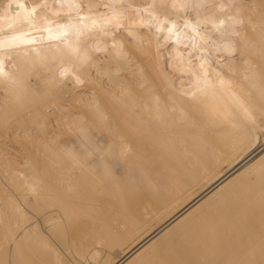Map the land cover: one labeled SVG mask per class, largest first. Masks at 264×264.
<instances>
[{
	"label": "bare ground",
	"instance_id": "bare-ground-1",
	"mask_svg": "<svg viewBox=\"0 0 264 264\" xmlns=\"http://www.w3.org/2000/svg\"><path fill=\"white\" fill-rule=\"evenodd\" d=\"M33 1L60 8L63 24L40 29L35 20L38 18L19 19L25 14L22 9L14 14L16 22L5 19V27L16 23L13 28L16 30L2 28L7 38L0 37V83L18 78L24 88L19 80L21 89H10L6 86L8 82L0 86V126L15 120L16 125L11 129L25 131L24 111L33 109V103L46 105L40 117L46 115V108L58 107L56 99L46 98L38 90L53 84L65 86L66 80H73L69 76L72 73L87 82L93 73L89 74L87 53L82 48L92 36L93 28L125 37L121 31L124 25L117 31L113 27L117 20L126 21L132 40L141 39L140 43L144 42L148 49L146 57L138 58L139 78L128 77L122 85L119 78L129 76V60L123 59L126 54L123 52L129 46L113 41L114 46H109L111 66L122 70L109 75L113 89L110 105L100 103L105 90L99 93L100 82L96 86L93 80L90 89L94 98L80 94L81 98L72 99L80 100L82 114L91 117L79 126L77 136L60 143L59 147L39 143L38 146L30 137L36 146L31 143L29 152L33 146L39 150L42 147L44 164L36 166L38 157L36 164L30 157L33 152L27 153L26 149L30 162L35 164L32 162V167H28L31 176L27 171L29 178L15 171L18 177H14V198L0 200V264L21 261L24 244H35L36 249L44 251L40 260L45 264H67L50 241L59 239L60 232L75 214L86 218L80 226L85 236L76 247L81 264L84 261L87 264H147L155 258L158 264H264V193L256 192L254 200L248 193L252 187L249 181L241 179L251 167L264 176V116L251 122L250 118L246 119L247 103L241 110L246 112L245 118L240 111L242 119L234 115L237 110L228 107L234 89L247 91L243 92L249 102L252 100L250 93L246 96L248 89L256 93L264 90V0ZM48 11L49 8L42 10L41 17ZM189 13L192 15L187 17ZM139 14L143 18L139 19ZM142 24L150 27L144 34L140 30ZM186 24L190 30L183 32L178 44L169 48L168 42L177 36L174 30ZM193 31H198V36L191 40L188 35ZM77 47L80 51L69 59L67 68L66 55L64 62L56 53L62 50L71 54ZM139 55H133L134 59ZM172 56L173 65L167 63ZM61 60L66 69L62 68ZM76 60L81 61V67L73 66ZM55 65L65 71L54 70ZM49 69L50 76L39 75L40 71ZM120 71L124 73L118 74ZM85 85L81 84L82 88ZM74 86L71 81L65 91L70 94ZM252 98L256 99L253 94ZM256 100L251 104L259 105ZM227 111H235L229 112L235 116L232 115L234 119L231 114L228 116L231 123L226 117L220 120L223 124L217 122ZM213 119L216 120L212 122ZM59 120L56 118L54 122L60 125ZM224 120L234 126L239 123L236 127H240L245 141L240 150L245 154L230 164L225 173L218 174L220 165L230 161L239 150L232 141L227 143L232 137L224 140L230 134L228 129L223 136ZM39 126L48 125L41 120ZM64 133L62 138L69 134ZM5 155L3 160L19 158L9 152ZM1 159L2 155L0 162ZM205 182L208 185L194 194ZM154 222L158 223L154 230L124 250ZM163 248L174 252L172 259L149 254Z\"/></svg>",
	"mask_w": 264,
	"mask_h": 264
},
{
	"label": "rangeland",
	"instance_id": "rangeland-1",
	"mask_svg": "<svg viewBox=\"0 0 264 264\" xmlns=\"http://www.w3.org/2000/svg\"><path fill=\"white\" fill-rule=\"evenodd\" d=\"M18 1H20V5H19V2ZM59 1H62V0H56V2H59ZM4 2V3H3ZM22 2V3H21ZM7 5H6V4ZM29 3V4H28ZM39 4V5H38ZM17 5H18V7H17ZM28 6V7H27ZM49 6V7H48ZM31 7V8H30ZM52 5H50V4H48V3H40V2H37V1H33V0H0V23H1V27H0V37H2L3 39H5L6 40V34H5V31L4 30H6L5 28H10V29H7L8 31H13V30H16V29H13L14 27L16 28V23L14 24L13 23V26L11 25H7L6 27H5V25L7 24V22H10V21H12L13 20V22H16L17 21V18H15L14 19V14L16 13V12H18L19 10H21L22 9V11H24L25 12V14L21 17V18H19V19H23V20H29L30 18H32V17H34V19L35 18H38V19H35L36 20V24H37V26L40 28V29H46L48 26H55V24L56 25H61V24H63V22L60 20V15L59 14H61V11H60V8L58 9V8H55V7H52ZM49 8V11H48V13L47 14H43L42 15V17H41V12H42V10H46V9H48ZM53 8H55V9H53ZM25 9V10H24ZM57 9V10H56ZM27 10V11H26ZM5 11V12H4ZM3 12V13H2ZM10 13V14H9ZM51 13H53V14H51ZM11 16H9V15ZM33 14L35 15V14H37V16L38 17H36V16H33ZM8 15V16H7ZM53 15H54V17H53ZM56 15H58V16H56ZM192 15V13H189V14H187L186 16L188 17H190ZM4 17V18H2V17ZM143 15L142 14H139V16H138V18L139 19H141V18H143L142 17ZM9 17V18H8ZM55 17H57V18H55ZM59 17V18H58ZM41 18V19H40ZM55 18V19H54ZM5 19H9V21H7L6 22V20ZM5 20V21H4ZM54 20H56L55 22H54ZM58 21V22H57ZM61 21V22H60ZM3 23H5V24H3ZM47 25H46V24ZM115 24H114V27H113V29H115L116 31L117 30H119L120 29V27L121 26H125V29H122L121 31L124 33V36L126 37H122L121 35H119V36H121V37H119L118 35H116L115 33H113V32H109V33H106V32H104L102 29H100V28H93V30L91 31V34H92V36L89 38V40H87V42H86V44L84 45V48H82V51L87 55V57H86V64H87V69L89 70V74L91 75V73H93L92 74V76L87 80V82H82V77L80 78V76L77 74V73H72V74H70L69 76L70 77H73L72 79L73 80H66L65 81V86H64V83L61 85H55V84H53L52 85V87H45V88H41L40 90H38V91H40V92H42L43 91V94H45V96H46V98L48 97V98H51V96H52V98H54V99H56V102H57V104H58V107L55 109V108H50V110L48 109V108H46L44 111H45V113H46V115H43V117H40V114L43 112V107L44 106H46V105H43L42 103H39L38 104V102L37 103H35L36 104V106H35V104L33 103L32 104V107L31 108H33V109H30L29 111H24L25 112V114H24V127H25V131H22L21 129L20 130H17L16 132L15 131H13V129H11V127L13 128L16 124H15V120H13L12 122H9V124L8 125H6L5 127L4 126H0V147L1 146H6V148L7 149H5V151H2L1 149H0V155H2V159H1V162H0V200L1 201H5L6 200V198H7V200L8 199H10V198H14V192H13V186L15 185V183L16 182H14V181H16L15 180V178L16 177H18V174L15 172V171H18V172H21V173H23V175H24V173H25V175L27 174V175H29V173H30V171L28 170V169H30V168H28V167H32V165H31V163L34 161L36 164H37V162L36 161H38V165H36V166H42L44 163H43V160H42V158H41V156H42V154L41 153H43L44 151H43V148L41 147L40 149L42 150H39V149H37L38 148V146H40V145H44V146H48V147H50L51 145H57L58 147H59V145H60V143L62 144V143H67V141L68 140H70V139H72V138H74L75 136H77V130L78 129H80V125H82V124H86V120L87 119H90L91 117L88 115V117H86V113L84 114H82V107H80L79 105H81V102H80V100L79 101H74V100H72V99H75V96L76 97H79V98H81V95L82 94H84V97L86 96L87 98H89V99H91V98H94V96H93V93H92V90L93 89H90V85H91V83L93 82V80H94V82L92 83V84H94V85H96V86H98V84H99V82H100V84H101V86H100V84H99V87L98 88H100V87H102V88H100L99 90V93L100 92H102V91H104V92H102L103 94H102V96L105 94V96L104 97H102V98H106V100L105 99H101V97L99 98L100 99V103L102 104V105H110V101H111V99L109 98V96H111V98H112V93H113V89H112V87L109 85V81H110V76H111V74H112V72L114 71H116V70H122V68L121 67H117V69L116 68H114V69H112V66L111 65H113L112 64V62L110 61L111 60V53H109L110 52V47L111 46H114V42L116 41V43H119V44H121L122 45V43L126 46V47H128V48H126L127 50L128 49H131V51H133V49L132 48H134L135 47V50L131 53L129 50L127 51L126 49H125V51L123 52L125 55H124V58L123 59H128L129 60V65H130V70H128V72L127 73H129V76H127V77H125V79H123V78H119L120 79V81L119 82H122V85H124V83H126V80H127V78L129 77H133V78H135L136 77V79H138L139 78V73H138V71H137V66H138V64H137V62H138V58H140V59H143L144 57H146L147 56V49H148V45H146L144 42H141L140 43V41H141V39H138V42H137V40L136 41H133L132 40V33L130 32V30H129V25H127L128 23H126V21H118L117 20V22L115 21L114 22ZM126 25H125V24ZM188 24H190V23H188ZM192 25V24H191ZM127 26H128V28H127ZM144 26H145V28H144ZM187 26H189V25H185V26H178L174 31L177 33V38L176 37H174V38H172V39H170V41L168 42V44H169V48L170 47H172V46H175V45H177L178 44V42L183 38V32H185V33H187V31L188 30H190V29H188V27ZM42 27V28H41ZM193 27H195V25L193 24ZM4 30H3V29ZM30 28V27H29ZM28 28V29H29ZM146 28H147V30L149 29L150 30V27L148 28L146 25H141V28H140V30H141V33H143L144 34V32H147V30H146ZM128 29V30H127ZM183 31H182V30ZM25 30H27V28H25ZM94 31V32H93ZM129 31V32H128ZM7 32V31H6ZM93 32V33H92ZM175 33V34H176ZM184 33V34H185ZM198 31H196V33H195V31H193V33H191L190 35H188V37L189 38H191V40H194L195 38H197V36H198ZM145 34H148V33H145ZM197 34V35H196ZM114 35V36H113ZM107 36V37H106ZM111 37V38H110ZM119 37V38H118ZM180 37V38H179ZM123 38H124V41H123ZM110 39H112V40H110ZM122 39V40H121ZM143 39V38H142ZM152 39V38H151ZM144 40V39H143ZM176 40V41H175ZM114 41V42H113ZM123 41V42H122ZM131 41V42H130ZM127 43V44H125V43ZM106 43H107V45H106ZM134 43V44H133ZM174 43V44H173ZM144 44H145V46H144ZM110 46V47H109ZM124 46V47H125ZM147 46V47H146ZM107 47V48H106ZM105 48V49H104ZM140 48H143V50L142 49H140ZM147 48V49H146ZM76 49V48H75ZM90 49V50H89ZM77 50H79V48L77 47V49L76 50H74V52L73 53H71V54H68V53H66V52H63L62 50H60V52H58V53H56V55L57 56H60L59 58H62V60L64 61V59L66 60V58H67V64L65 65V61L63 62L62 60V62H61V66H62V68H64L65 66L68 68V64H70V60H72V57L74 56V54H75V57L78 55V51ZM80 51V50H79ZM95 53H94V52ZM146 52V54H145V52ZM131 54H133V55H139V56H141V57H136L135 59H134V56L133 55H129L130 53ZM136 52H137V54H136ZM141 52V53H140ZM59 53H60V55H59ZM66 55V58H63V57H65V55ZM68 54V55H67ZM77 54V55H76ZM97 54H99V55H97ZM62 55V56H61ZM64 55V56H63ZM70 55V56H69ZM131 56V57H130ZM90 57V58H89ZM171 58H173V56L172 57H168V59H167V63H169V64H172L173 65V61H172V59ZM70 59V60H69ZM97 59H99V60H101V61H99V60H97ZM109 59V60H108ZM134 59V60H133ZM137 60V61H136ZM135 61V62H134ZM53 63H55V61H52ZM134 62V63H133ZM90 63V64H89ZM93 63V64H92ZM133 63V64H132ZM95 64V65H94ZM65 65V66H64ZM68 65V66H67ZM81 65H82V63H81V61H79V60H76V61H74L73 62V66L74 67H76V66H78V67H81ZM96 66L97 65V68L96 67H93V66ZM61 66H57V65H55V66H53V68H54V70H56V71H62V72H64L65 71V69H66V67H65V69L63 70H61ZM102 66V67H101ZM58 69H57V68ZM102 69H101V68ZM52 68V69H53ZM95 69V70H94ZM51 69H49V70H45V71H40L39 72V75L42 77V76H45L46 74V76H50L49 74L51 73V71H50ZM109 70V71H108ZM50 71V72H49ZM58 71V72H59ZM46 73V74H45ZM124 72H119L118 74H123ZM72 75V76H71ZM78 75V76H77ZM110 75V76H109ZM68 76V77H69ZM77 76V77H76ZM78 78V79H77ZM106 78V79H105ZM19 79L18 78H15V80L13 79L11 82H6V81H4V82H2V83H0V86H4V85H6L5 83H7V85L6 86H8L10 89L12 88V89H21V87H20V84H21V86H22V88H24V86L22 85L23 83L21 82L20 83V80H19V83L20 84H18V81ZM71 81H72V83H73V86H74V89H72L71 90V93L70 94H68L66 91H65V89H67L66 88V85H68V84H70L71 83ZM79 81V82H78ZM53 83L55 82V80L54 81H52ZM78 82V83H77ZM4 83V84H3ZM11 85H10V84ZM13 83H17V84H13ZM87 83L89 84V86L87 85ZM2 84V85H1ZM81 84H82V86H83V84L87 87L88 86V88H86L85 86V88L83 89L82 88V86H81ZM17 85H19V86H17ZM13 86V87H12ZM57 86H59L58 88H57ZM81 88H80V87ZM19 87V88H18ZM76 88H78V90L76 89ZM92 88V87H91ZM134 88H136V87H133L132 89H134ZM43 89V90H42ZM54 89H56L55 91H54ZM80 89V90H79ZM136 89H139V88H136ZM58 90V91H57ZM61 90V91H60ZM75 90V91H74ZM102 90V91H101ZM239 89H234L233 90V92H232V94L233 95H231L232 97L230 98V100L228 101V104H229V106L228 107H231V110H233V109H235V111L237 110L238 112H236L234 115L235 116H239V119H242V118H240L242 115V113H243V115H244V113L246 114V112H247V115H246V119L247 120H249V118H250V120L249 121H251V122H256V120H257V117L258 116H261V117H263L264 116V90H262V91H260L259 93H256V92H254V91H252V90H250V89H248V93H247V97H248V95L250 96V94H251V97H250V100H252L253 101V103H255L254 101L256 100V103H259V105L257 104V106H256V104H255V106H254V104L252 103L251 104V102L252 101H248V98L246 99L245 98V95H244V92L243 91H245V90H243V89H240L241 90V94L239 93V91H238ZM249 90H250V92H249ZM73 91V92H72ZM237 91H238V93H237ZM21 92V91H20ZM20 92H19V94H20ZM51 92V93H50ZM61 92V93H60ZM247 91H245V93H246ZM74 93V94H73ZM250 93V94H249ZM255 93V94H254ZM81 94V95H80ZM252 94H253V97H256V99L254 100V98H252ZM258 94V95H257ZM242 95H244V96H242ZM255 95V96H254ZM74 98H73V97ZM90 96V97H89ZM108 96V97H107ZM237 96V97H236ZM62 97V98H61ZM83 98V97H82ZM236 100H235V99ZM107 99H109L108 100V102H107ZM104 100V101H103ZM259 100V101H258ZM262 100V101H261ZM105 101H106V103H105ZM233 102L232 104H231V102ZM240 101H242V102H240ZM45 102V101H44ZM46 102H47V99H46ZM247 103V105L245 106V104ZM38 104V105H37ZM243 104H244V106L246 107V109L248 108V110H246V112H242L243 111V109H245V107L243 106ZM73 106V107H72ZM234 106V107H233ZM237 106V107H236ZM42 107V108H41ZM76 107V108H75ZM258 107V109H256ZM34 108H37V109H34ZM61 108V109H60ZM74 108V109H73ZM233 108V109H232ZM42 109V110H41ZM76 109V110H75ZM229 110H230V108H228ZM37 110H40L39 112L37 111ZM61 110V111H60ZM79 110H81V112L79 111ZM84 110V109H83ZM242 110V111H241ZM42 111V112H41ZM51 111H53V113L51 112ZM60 111V112H59ZM85 111V110H84ZM89 111H92V110H89ZM235 111H233V112H235ZM240 111L242 112V113H240ZM47 112H48V114H47ZM229 112H232V111H229ZM229 112L227 111V113H225V114H223V118L221 119V117H219L218 119L219 120H216V119H213V120H211L212 122H214V120H216L217 122H219L220 120H223L225 117L227 118V120L231 117L232 119H234L233 118V114H231V116L230 117H228L230 114H229ZM232 112V113H233ZM30 113H32V114H30ZM35 113V114H34ZM37 113V114H36ZM45 113H43V114H45ZM60 113H61V115H60ZM65 113V114H64ZM57 114V115H56ZM237 114V115H236ZM239 114V115H238ZM32 115V116H31ZM38 115H39V117H38ZM54 115V116H53ZM63 115V116H62ZM84 115V116H83ZM224 115H226V116H224ZM233 115V116H232ZM241 115V116H240ZM42 116V115H41ZM46 118H45V117ZM47 116L49 117V118H47ZM79 116V117H78ZM234 116V117H235ZM27 117V118H26ZM73 117V118H72ZM56 118H60V120H59V122H60V125L59 124H56V122H54L55 121V119ZM225 118V119H226ZM243 118H245V115L243 116ZM43 119H45V120H43ZM54 119V120H53ZM83 119H84V121H83ZM245 119V120H246ZM41 120H42V122H44V123H47V125L48 126H46V128H43V127H41V126H39L38 127V125H39V123L41 122ZM65 120V121H64ZM52 121H53V124L51 125L50 123H52ZM76 122H78V123H76ZM223 122H227L226 124L224 123V125H226L225 126V128L224 127H222V129H223V136L225 137L226 135H224L225 133H227V131L226 130H230V131H228V136L227 137H223L224 138V140L226 141V138H228L229 136L230 137H232V139L230 140V142H227V143H232L233 144V146L235 147V149H239V150H237L236 152H235V155L233 156V158L230 160V161H228V162H223L221 165H220V167H219V170H218V174H223V173H225L226 172V170L228 169V167L230 166V164H232V163H234V162H236L237 160H239L240 158H242L243 156H244V154H245V152H242L240 149L242 148V147H244V139L241 137V135H240V127L239 128H237L238 126H240L239 125V123H238V125H235L234 126V123H232V124H230L231 122H230V119H229V122L228 121H226V120H224ZM34 123V124H33ZM65 123V124H64ZM219 123H222L221 121L219 122ZM229 123V124H228ZM27 124H30V125H27ZM67 124V125H66ZM223 124V123H222ZM27 125V126H26ZM33 125V126H32ZM50 125V126H49ZM65 125H66V128H65ZM233 125V126H232ZM54 126V127H53ZM237 126V127H236ZM7 127V128H6ZM35 127V128H34ZM78 127V128H77ZM231 127V128H230ZM5 128V129H4ZM53 128H55V129H53ZM76 128V129H75ZM4 129V130H3ZM6 129H7V132H6ZM8 129H10L11 130V134H8V133H10L9 131L10 130H8ZM34 129V130H33ZM36 129V130H35ZM38 129V130H37ZM50 129V130H49ZM73 129H74V131H73ZM224 129H225V131H224ZM235 129V130H234ZM238 129V130H237ZM29 132H28V131ZM40 130V131H39ZM46 130V131H45ZM76 130V131H75ZM233 132H232V131ZM237 130V131H236ZM239 131V132H238ZM13 132H14V134H13ZM23 132H25V133H23ZM61 132V133H60ZM64 132H66V133H69V134H67V136H66V138H67V140H65L64 141V138H62V134H64V135H66ZM71 132H72V134H71ZM74 132H76V133H74ZM222 132V131H221ZM231 132L233 133V134H231ZM237 132H238V134H237ZM29 133V134H28ZM14 135V138H13V135ZM61 134V135H60ZM237 136H236V135ZM11 135V136H10ZM50 135V136H49ZM63 135V136H64ZM8 136H10V137H8ZM234 136V137H233ZM20 137V138H19ZM30 137H31V139L33 140V142L34 143H36L37 145H38V143L40 144V145H38L37 146V148L35 147L36 145L32 142V140L30 139ZM51 137V138H50ZM54 137V138H53ZM235 137H237L238 139H236ZM241 137V138H240ZM10 138V139H9ZM36 138V139H35ZM47 138V139H46ZM65 138V139H66ZM229 138L227 139V140H229ZM263 138H264V135H263ZM12 139V140H11ZM13 139H15V140H13ZM56 139V140H55ZM222 139V138H221ZM220 139V140H221ZM236 139V140H235ZM2 140V141H1ZM21 140V141H20ZM30 140V141H29ZM46 140V141H45ZM61 142H60V141ZM232 141V142H231ZM235 141V142H234ZM1 142H2V144H1ZM4 142V143H3ZM7 142V143H6ZM21 142H24L27 146H25V144L23 143L22 145H24V146H22L21 145ZM26 142H28V143H26ZM50 142V143H49ZM15 143H16V145H15ZM31 143H32V145L34 144L35 146H33L32 147V150L29 152V149H31ZM47 143V144H46ZM55 143H57V144H55ZM225 143V142H224ZM29 144H30V146H29ZM8 145V146H7ZM21 145V146H20ZM24 148V149H23ZM26 149H28V151H26ZM11 150V151H10ZM24 150V151H23ZM45 150V149H44ZM15 151V152H14ZM28 153H30L31 154V152H33V154L35 153V155H33V154H31L30 155V157L32 158V162H30V160H31V158L29 157V154H27L26 152ZM7 152H9V153H12V154H17L18 155V160L17 159H14V160H12V159H8V158H6V159H8V160H3L4 158H5V153H7ZM26 154H25V153ZM241 153V154H240ZM33 156H35V157H33ZM38 157V160H37V157ZM34 158V159H33ZM20 159V160H19ZM41 159V160H40ZM9 160H11V161H9ZM3 161H5L4 163H3ZM7 161V162H6ZM40 161H42V163L40 162ZM10 162H12V165H11V163ZM18 162H21L22 163V165H18ZM34 162H33V164H34ZM39 162H40V165H39ZM16 163V164H15ZM6 165V166H5ZM14 165V166H13ZM18 165V166H17ZM29 165V166H28ZM35 165V164H34ZM33 165V166H34ZM17 166V167H16ZM27 166V167H26ZM13 167H16L17 168V170H16V168L14 169ZM21 167V168H20ZM21 170H20V169ZM12 169H14V170H12ZM19 169V170H18ZM23 169V170H22ZM25 169H27V170H25ZM5 170V171H4ZM9 170V171H8ZM11 171V172H10ZM24 171V172H23ZM25 171H27V173L25 172ZM254 171V172H253ZM12 172H14V173H12ZM10 179L9 181H7L6 179H5V176H4V174ZM260 174H262V175H260ZM26 175V176H27ZM29 176H31V174L29 175ZM29 176H27V178H29ZM15 177V178H14ZM13 178H14V180H13ZM252 178V179H251ZM264 176H263V173H261V172H259V171H256V169L255 168H249L246 172H245V174H244V176L241 178V179H243V181H249V186L251 187V188H249V190H248V193H250V196L252 195V197L254 198V200L255 199H257V196H256V198L254 197L255 195H256V192H257V194H262V193H264ZM12 179V180H11ZM2 180V181H1ZM5 180V181H4ZM2 182V183H1ZM5 182H7V183H5ZM10 183V184H9ZM12 183H14V184H12ZM4 184L5 185H7L6 187H4ZM8 185L10 186L11 185V187H8ZM208 185V182H205V183H203V184H201L199 187H197L195 190H194V194H197L198 192H200V190H202V189H204L206 186ZM8 188V189H7ZM10 188V189H9ZM8 190H10V192L8 191ZM12 190V191H11ZM7 191V192H6ZM15 191V190H14ZM9 192V193H8ZM254 195V196H253ZM10 197V198H9ZM264 199V198H263ZM262 199V201H264ZM10 201H11V199H10ZM73 219L72 220H70V222H69V224H67L66 226H65V228H63V230L60 232V236H58L59 237V239L57 238V237H55V238H53V240L52 241H50V244H51V246L57 251V254H59L60 256H61V258L65 261V262H67V264H81V262H78V259L79 260H81L80 258H79V255H77L76 254V247H78L79 246V244H81V242L83 241V237L85 236V232H84V229L82 228V227H80L81 226V223H84V221H85V217H83L82 215H80V214H75L74 215V217H72ZM76 224V225H75ZM74 225V226H73ZM79 225V226H78ZM157 225H158V223L157 222H154V223H152V224H150L144 231H142L140 234H138L137 236H136V238L133 240V242L132 243H129L127 246H125V248H124V250H127L128 248H130V246H132L133 244H135L136 242H138L139 240H141L142 238H144L147 234H149L152 230H154L156 227H157ZM78 227V228H77ZM80 228V229H79ZM79 231H78V230ZM68 232V233H67ZM71 232V233H70ZM61 237H63V238H61ZM59 245V246H58ZM22 248V247H21ZM37 247L35 246V244H24L23 245V248H22V251L24 252V255H23V259L22 260H25V263H24V261H20V260H14L13 262H11L10 264H45V262H43V261H41L40 259H41V257H42V255H41V253L42 252H44V251H39V249H36ZM65 248H67V249H65ZM70 249V250H69ZM45 250V249H44ZM47 251V250H46ZM71 251V252H70ZM22 252V253H23ZM26 253H27V255H28V257H27V255H26ZM174 252L173 251H171L170 249H166V248H163V249H155L154 251H151L149 254L150 255H152V254H156V255H159L160 257H169L170 259H172V257H173V254ZM67 254V255H66ZM47 255H50V254H48V252H47ZM65 255H66V257H65ZM155 255V256H156ZM24 256H26V257H24ZM63 256V257H62ZM30 257V258H29ZM29 258V259H28ZM69 259V260H68ZM84 263L85 264H87L85 261H84ZM83 263V264H84ZM174 263V262H173ZM5 264H9V263H5ZM147 264H158V259H154V260H151V261H149V263H147ZM174 264H176V263H174ZM190 264V263H189Z\"/></svg>",
	"mask_w": 264,
	"mask_h": 264
}]
</instances>
